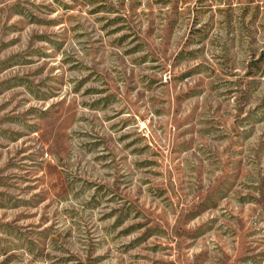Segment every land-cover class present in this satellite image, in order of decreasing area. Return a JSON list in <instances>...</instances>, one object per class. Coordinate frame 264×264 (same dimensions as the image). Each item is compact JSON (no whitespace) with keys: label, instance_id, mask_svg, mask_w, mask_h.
Segmentation results:
<instances>
[{"label":"rangeland","instance_id":"rangeland-1","mask_svg":"<svg viewBox=\"0 0 264 264\" xmlns=\"http://www.w3.org/2000/svg\"><path fill=\"white\" fill-rule=\"evenodd\" d=\"M0 264H264V0H0Z\"/></svg>","mask_w":264,"mask_h":264}]
</instances>
